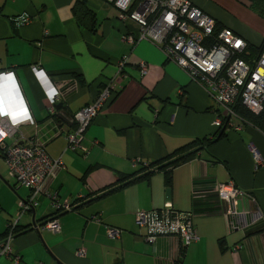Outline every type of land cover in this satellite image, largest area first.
<instances>
[{"label":"crops","instance_id":"obj_1","mask_svg":"<svg viewBox=\"0 0 264 264\" xmlns=\"http://www.w3.org/2000/svg\"><path fill=\"white\" fill-rule=\"evenodd\" d=\"M76 1L0 0V72H14L35 121L20 131L25 139L43 144L53 158H62L64 168L50 182L49 192L73 205L56 213L43 195L39 206L19 218L18 225L28 229L14 235L11 254L0 256V264H264V132L234 118L224 138L174 170L171 202L161 172L125 184L122 175L139 172L194 138H211L219 130L216 116L224 117L226 110L209 87L169 61L159 46L147 39L127 43L125 35L139 36L140 26L122 19L115 5L87 0L99 20L92 32L76 20ZM191 1L249 44L259 46L264 40L263 35L257 44L256 36L237 22L229 26L221 21L212 14L210 1ZM219 1L242 9L233 0ZM245 12L254 16L247 8ZM125 57L123 77L116 80L118 95L86 130L85 155L69 149V123L52 114L33 67L43 69L60 92L59 113L70 116L94 102ZM142 62L148 66L144 76ZM230 181L243 192L233 215L216 193L220 183ZM22 189L0 159V240L30 195ZM166 203L195 215L199 239L184 251L175 235L148 242V230L136 222L138 210ZM52 215L59 219L60 233L42 228ZM108 228L123 233L113 239Z\"/></svg>","mask_w":264,"mask_h":264},{"label":"built area","instance_id":"obj_2","mask_svg":"<svg viewBox=\"0 0 264 264\" xmlns=\"http://www.w3.org/2000/svg\"><path fill=\"white\" fill-rule=\"evenodd\" d=\"M107 1L120 9L122 19H132L140 26L139 36H134L132 32L125 35L127 43L135 45L142 39L151 41L161 48L169 61L188 72L194 81L210 88L215 100L226 110L224 117L216 116L214 120L217 129L233 126L234 118H240L234 110L237 103L256 114L264 111V47L256 57L250 55L249 59L244 58L243 54L249 52L247 40L232 28H218L217 19L191 0ZM126 62V57L118 61L116 77L100 89L93 103L70 116L59 113L60 92L43 69L33 67L45 90L52 114L73 125H70L66 136L68 148L85 155L82 141L86 130L120 90L116 80L123 77ZM140 71L142 76L147 73L145 62L140 64ZM4 75H12V80L6 81ZM10 94L13 95L10 97ZM28 123L32 125L35 121L16 75L13 71L0 72V159L6 162L16 181L30 189L29 197L20 203L18 217L10 222L5 237L0 240V256H10L11 241L19 218L39 206L43 195L51 200L56 213L73 208L71 203H61L58 194L49 192V184L64 168V162L61 157L53 158L45 146L34 138L25 139L20 128ZM216 193L225 203L226 213L236 214L243 192L235 183H220ZM256 211L259 213L258 209ZM194 216L192 212L177 210L171 203L162 208L140 209L135 214L138 226L148 230V242H154L159 236L175 235L182 249L199 239ZM42 228L61 232L59 219L54 216L43 221ZM122 233L119 228H108L107 231L113 239L120 238ZM16 260H19L18 256Z\"/></svg>","mask_w":264,"mask_h":264},{"label":"trees","instance_id":"obj_3","mask_svg":"<svg viewBox=\"0 0 264 264\" xmlns=\"http://www.w3.org/2000/svg\"><path fill=\"white\" fill-rule=\"evenodd\" d=\"M253 1V4L256 3H262L264 4V0H251ZM250 1V6H254ZM255 9V8H254ZM72 12L76 18V20L83 26H85L89 31L96 32L99 27V20L97 17V14L95 11H93L89 5L87 0H77L75 5L72 8ZM219 24V23H218ZM221 26L218 25V28ZM264 47V40L262 41L261 45L254 46L249 44L248 51L243 54L244 58L249 59L251 56H257L261 53L262 49ZM106 85L104 83L102 87ZM118 95L115 94L114 98ZM234 110L236 114L245 122L252 124L254 127L260 129L262 132H264V111L256 114L252 112L251 110L247 109L245 106H243L241 103H237L234 105ZM56 117V116H55ZM61 120L62 118L59 117ZM226 123V120H225ZM71 124H69L70 127ZM73 126V125H71ZM226 128H221L218 130L211 138L205 137V138H194L186 145L176 149L174 152L168 154L162 159H159L157 161L149 163L147 166L142 167L139 172H136L129 176H123V180L127 181L124 182L125 184H133L135 182L142 181L151 175H154L156 172H161L164 175V182L167 187V189H171L173 186V172L176 168L181 166L182 164H185L192 159H194L199 152H201L204 149H208L210 146L218 142V140L222 139L226 135ZM220 135V136H219ZM219 136V138H218ZM123 184V185H125ZM199 197V196H197ZM1 210V207H0ZM54 216V215H52ZM52 216L46 218L45 220H48ZM28 229L26 226H20L17 225L15 228V235L20 234L22 232H25ZM223 240V239H222ZM222 245V244H221ZM187 248V247H186ZM186 248H183L184 251ZM181 250V251H182Z\"/></svg>","mask_w":264,"mask_h":264},{"label":"rangeland","instance_id":"obj_4","mask_svg":"<svg viewBox=\"0 0 264 264\" xmlns=\"http://www.w3.org/2000/svg\"><path fill=\"white\" fill-rule=\"evenodd\" d=\"M210 1L211 4L214 6V11L212 14H215L221 21L223 22H227L226 24H228L229 26H232L234 23H238L244 30H249L251 32V34L253 35V37L256 36V40H257V44H260L262 37H263V30H264V4H260V3H256L253 4V1H251V3L254 6H250L246 7L245 4H243L242 2L246 3L245 0H233L236 4H238L242 9L236 7V6H224L221 4V2L219 0H207ZM248 9L252 12V14H254V16H250L247 14V12H245V9ZM255 8V9H254ZM246 28V29H245ZM246 30V31H247ZM71 149V148H69ZM73 150V149H71ZM75 151V150H73ZM81 154V153H80ZM258 161H260V159L257 158ZM6 164V162H5ZM8 172L10 174L8 165L6 164ZM10 176L13 178V176L10 174ZM22 188L26 189L28 192H30L29 189H27V187L25 188V186H22ZM22 189V190H24ZM20 205V204H19ZM19 208L20 206H18V209L14 212L13 216L18 217L19 215Z\"/></svg>","mask_w":264,"mask_h":264},{"label":"water","instance_id":"obj_5","mask_svg":"<svg viewBox=\"0 0 264 264\" xmlns=\"http://www.w3.org/2000/svg\"><path fill=\"white\" fill-rule=\"evenodd\" d=\"M62 105H63L62 103H58V104H57V108H61ZM219 136H220V135H219ZM219 136H218V138H219ZM166 200L169 201V202L172 201V192H171V189H170V188L167 189V191H166Z\"/></svg>","mask_w":264,"mask_h":264},{"label":"bare ground","instance_id":"obj_6","mask_svg":"<svg viewBox=\"0 0 264 264\" xmlns=\"http://www.w3.org/2000/svg\"><path fill=\"white\" fill-rule=\"evenodd\" d=\"M3 78L8 81L9 79L12 80V75H4ZM243 121V120H242Z\"/></svg>","mask_w":264,"mask_h":264}]
</instances>
